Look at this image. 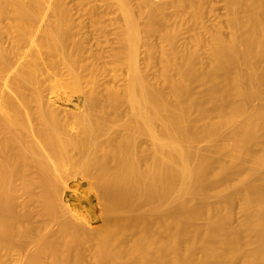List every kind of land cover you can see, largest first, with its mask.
Masks as SVG:
<instances>
[{
  "label": "bare ground",
  "instance_id": "1",
  "mask_svg": "<svg viewBox=\"0 0 264 264\" xmlns=\"http://www.w3.org/2000/svg\"><path fill=\"white\" fill-rule=\"evenodd\" d=\"M10 13L0 264H264V0H0ZM60 66L69 115L43 95ZM108 70L124 83L101 93Z\"/></svg>",
  "mask_w": 264,
  "mask_h": 264
},
{
  "label": "rangeland",
  "instance_id": "2",
  "mask_svg": "<svg viewBox=\"0 0 264 264\" xmlns=\"http://www.w3.org/2000/svg\"><path fill=\"white\" fill-rule=\"evenodd\" d=\"M248 2H249V0H248ZM13 26V15L10 13L9 15H7L6 17H4L3 19H2V21H1V23H0V28H1V30H3V29H6V28H11ZM12 29V28H11ZM9 33L8 34H4V36H3V42L5 43V45H11V43H12V38H13V36L15 35V33L13 32V31H8ZM54 59H56L55 57H54ZM149 74H153L154 72H153V70H148L147 71ZM124 73H126L125 71H124ZM124 73H122L123 75H125ZM157 73H159V72H157ZM114 74V71H106V78H109V79H111L112 81H110V82H104V80L102 79V80H100V82L98 83V90L101 92V93H103L104 91H105V89H106V86H108V85H111V86H114V87H117V88H121L122 86H123V83L124 82H122V81H120V80H113L112 79V75ZM69 79V76H68V74H67V72H66V68L64 67V66H60L59 67V78H58V82H57V85H53V82L49 79V78H46L45 76L43 77V80H44V86H43V95H44V98L46 99V100H48V101H50L52 104H53V106L55 107V108H57L59 111H61V113H63V114H66V115H69V107H71V106H69L68 107V105H67V103H66V100H65V98H66V94H65V92H64V90H63V86H64V84L66 83V81ZM157 85H159L160 83L159 82H157L156 83ZM192 87H193V89H194V91L198 94V93H200L201 92V90L202 89H204V88H199V87H196L195 85H193L192 84ZM83 88H84V90H89L90 89V85L88 84V83H84L83 84ZM203 91V90H202ZM32 111L34 112V113H36V105H35V103H32ZM124 108V107H123ZM108 135H112V133H110V132H108V133H106V136H108ZM206 142V141H205ZM204 141L203 142H201L200 141V143L198 142V144H196L197 145V149H196V147H195V149L197 150V151H199V150H201V147H202V151H203V153H205V154H208V152L209 151H211V150H209L210 148V144H209V146H207V149L209 150H206L204 147H206V144L207 143H205ZM140 144H141V146L143 147V148H148L149 147V142L147 141V140H145V139H143V138H141L140 139ZM199 144H200V146H199ZM195 145V146H196ZM199 147V148H198ZM205 150H204V149ZM201 151V152H202ZM200 152V153H201ZM211 153H213V152H211ZM210 153V155H212ZM214 156V155H213ZM215 156H216V154H215ZM218 156H220V155H218L217 154V157ZM222 157V156H221ZM235 177V176H234ZM233 177V178H234ZM213 200V199H212ZM215 200V199H214ZM195 202L197 203H200L201 201H200V198H196L195 199ZM234 215L235 216H233V221H232V223L234 224V225H237V224H239L240 223V221H241V219H242V217H243V214H242V212L240 211V209H239V206H238V203L236 202V204L234 205ZM203 220L201 219H199V220H197L196 221V223L198 224V225H200L201 223H203L202 222ZM239 221V222H238Z\"/></svg>",
  "mask_w": 264,
  "mask_h": 264
}]
</instances>
